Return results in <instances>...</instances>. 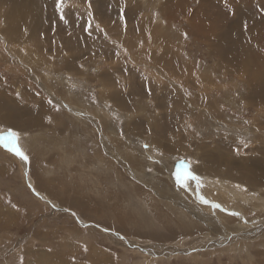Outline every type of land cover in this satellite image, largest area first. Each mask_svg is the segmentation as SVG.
<instances>
[{
  "label": "rangeland",
  "instance_id": "1",
  "mask_svg": "<svg viewBox=\"0 0 264 264\" xmlns=\"http://www.w3.org/2000/svg\"><path fill=\"white\" fill-rule=\"evenodd\" d=\"M229 1L0 0V135L29 157L0 144V264H264V186L242 184L264 169V0ZM24 13L51 39L9 40ZM23 110L27 129L6 119ZM206 152L228 174L182 187Z\"/></svg>",
  "mask_w": 264,
  "mask_h": 264
},
{
  "label": "bare ground",
  "instance_id": "2",
  "mask_svg": "<svg viewBox=\"0 0 264 264\" xmlns=\"http://www.w3.org/2000/svg\"><path fill=\"white\" fill-rule=\"evenodd\" d=\"M44 1V0H43ZM229 1V0H228ZM239 1V0H238ZM40 2V1H39ZM230 3H231V1H229ZM240 2V5L242 6V3H241V1H239ZM6 3V2H5ZM12 3H14L15 4V8H14V10L16 11L17 9H18V5L16 4V2H12ZM235 4V3H234ZM17 5V6H16ZM44 6V5H43ZM2 8V7H1ZM42 8V7H41ZM40 10V9H39ZM31 12V11H30ZM35 13V12H34ZM3 14V13H2ZM6 14V13H5ZM8 17H13V16H16V15H18L16 12L13 14V12H8L7 14H6ZM5 15V16H6ZM24 15L27 17V18H23V16L22 17H19V18H13V20H12V25H11V27H12V31L11 32H9V34H8V37H9V40H11V41H13V42H18V43H20L24 38H27V39H29L30 41H31V39H30V37H28L27 35H24L23 33H21V29H22V27H23V25H25V27H28V29H30V35H32L31 37L32 38H35V42L36 43H38V42H40V40H43L44 39V41H48V40H50L51 38H50V36H52V31L53 30H50L51 28H53V25H51V27H49V26H46V30H44V32H46V35L43 37V38H40V34H39V32L36 30V29H34V26H33V24L31 23V21L33 22V16H32V14H25L24 13ZM36 15V14H35ZM6 16V17H7ZM5 17V18H6ZM39 18H41V17H39ZM36 19V18H35ZM38 21H40V20H38ZM43 21H44V19H43ZM240 21V20H239ZM35 22H36V20H35ZM38 23V22H37ZM44 23V22H43ZM42 23V25H43V27H45L44 26V24ZM37 25V24H36ZM239 25H240V22H239ZM49 27V28H48ZM254 28H255V26H253ZM252 27V28H253ZM8 28H10V27H8ZM35 28H36V26H35ZM39 28H40V24H39ZM42 28V27H41ZM62 28V27H61ZM64 28V27H63ZM243 28V27H242ZM251 28V29H252ZM259 29H257V28H255L256 30H259L260 32L261 31H263L264 32V26L263 27H258ZM36 30V31H35ZM64 31V30H63ZM229 31H234V35H236V39H237V37L239 36V35H241V34H243L244 32H241V29L239 28V26H238V24L236 23H232L230 26H228L227 27V29H226V32H224V34H220V35H218V36H220L219 38L220 39H225L224 38V35L225 34H227V32H229ZM8 32V31H7ZM43 32V31H42ZM61 32H62V30H61ZM252 32V31H251ZM22 34H23V36H22ZM252 34H254V33H252ZM257 35V38L255 37H253V35L251 36V34H250V36H251V39L253 40V41H260V42H263V44H264V33L263 34H256ZM39 36V37H38ZM58 38H60V36H58ZM71 40H73L72 38H70ZM126 39V38H125ZM239 39V38H238ZM60 40V39H59ZM62 40V39H61ZM83 40V39H82ZM241 40V39H240ZM251 40V41H252ZM93 42V41H92ZM91 43V42H90ZM93 43H96V42H93ZM92 45V44H91ZM94 45V44H93ZM95 49H96V46H95ZM95 49H93L92 48V46H91V48L90 47H87V50H89L90 51V54L91 55H93L94 53L96 54V50ZM92 51V52H91ZM76 53L77 54H79V51H76ZM76 53H75V55H76ZM224 54V53H223ZM229 54V53H228ZM224 54V56H222L223 58H226L227 59V61H229L230 59H232V60H237V55L235 56V55H231V54ZM34 55V54H33ZM225 55H226V57H225ZM77 57V56H76ZM263 57V56H262ZM225 59V60H226ZM246 62H247V60H246ZM240 63H242V62H240ZM247 64H249V62L247 63ZM255 65H257V64H255ZM254 65V66H255ZM259 65V64H258ZM253 66V65H252ZM264 67H256V70L257 69H263ZM189 71V70H188ZM104 73V72H103ZM117 73V72H116ZM108 75H111V74H108ZM243 77H245V74L243 75ZM252 80V79H251ZM148 82H150V81H148ZM251 83H253V81H251ZM153 84V83H152ZM253 89V91L254 92H252L251 90ZM150 90V89H149ZM250 95H252V96H254V95H259V97L260 96H262L263 97V99L262 100H264V89L263 88H261L260 86L258 87V84H255V86H252V88L250 89ZM152 96V95H151ZM153 98H155V97H153ZM156 99V98H155ZM114 101V100H113ZM0 115H1V113H0ZM1 118V117H0ZM55 121V120H54ZM155 140H158V139H156L155 138ZM219 142V141H218ZM181 149V148H180ZM190 149V148H189ZM218 150V149H217ZM184 151V150H183ZM182 150H181V152H183ZM211 153H213V152H211ZM259 155V154H258ZM261 155V154H260ZM263 157V156H262ZM223 159L224 158H219L218 156L217 157H214V155H212V154H210L209 152H206L205 153V155L203 156V159H202V161L204 162L203 163V165H202V168H199V169H195V168H189V171H191L192 173H194V174H196V176L197 175H200V177H202L203 179H205V180H207V178H209V177H207V176H209V175H211L212 176V174L211 173H209V170L211 169L212 170V168L214 169V172H213V175H215V173L216 174H218V175H220L221 177L222 176H226L228 173H227V170H229V165L227 164V163H225V167H223V168H221L220 166H219V163H217L216 161L217 160H219V161H221L222 160V162H224L223 161ZM254 160H255V163H259V161H260V157L258 156V157H254ZM137 161V160H136ZM261 164H262V162H261ZM215 167V168H214ZM116 169V168H115ZM248 169V168H247ZM258 169H262V166L260 167V168H255V170L253 171V172H246L247 174H252V173H259L258 174V177H255V176H251L250 178H246L247 180H245V177L242 179V184H247V185H250L251 187H258V186H264V169L263 170H261L260 172H258L259 170ZM117 170V169H116ZM231 171V170H230ZM238 171L239 172H237V173H239V174H241V169H238ZM249 171V170H248ZM252 171V170H251ZM119 173V172H118ZM141 173V172H140ZM121 174V173H120ZM210 176V177H211ZM201 178V179H202ZM164 179V178H163ZM249 179L251 180V181H249ZM142 181V180H141ZM202 182V181H201ZM240 181L238 180L237 181V183H239ZM147 183V182H146ZM151 183H152V193L154 194L155 192H156V195L158 196V197H163V198H165V199H167L169 202H170V200H169V198H168V194H167V196H166V194L164 193V190H165V188H164V186H157L153 181H151ZM148 184V183H147ZM201 184V183H200ZM241 184V183H240ZM202 185V184H201ZM204 185V184H203ZM222 185V184H221ZM142 186V185H141ZM169 186V185H168ZM134 187V186H133ZM150 187V186H149ZM159 187V188H158ZM170 187V186H169ZM204 187V186H203ZM210 187V186H209ZM212 187V186H211ZM218 187V186H217ZM172 188V187H171ZM150 189V188H149ZM206 189V188H205ZM207 189H209V188H207ZM218 189H219V192L220 191H222L221 190V188H219L218 187ZM196 190V189H195ZM143 191V190H142ZM148 191V190H147ZM151 191V190H150ZM172 191V190H171ZM178 191V190H177ZM204 191V190H203ZM210 191H211V188H210ZM144 192V191H143ZM179 192V191H178ZM173 193V192H172ZM179 193H181V192H179ZM204 193H205V191H204ZM240 194H241V192H234L233 193V195H232V198H228V197H226L227 198V201L226 202H228L227 204H226V206H236V204H235V202L237 201V202H242L241 200H244V201H246V200H248V198L246 197V198H242V199H240ZM247 195H251V193H246ZM246 194L245 193H243V196L245 197L246 196ZM179 195V194H178ZM205 195H207L206 193H205ZM253 195V194H252ZM180 196V195H179ZM186 196V195H185ZM190 196V195H189ZM208 196V195H207ZM198 197H200V196H198ZM211 197V196H210ZM177 198V197H176ZM162 199V198H161ZM177 199H179V198H177ZM187 199V198H186ZM183 200V199H182ZM192 200H193V198H192ZM201 200V199H200ZM226 200V199H225ZM229 200H230V202H229ZM90 201V200H89ZM177 201V200H176ZM186 201V200H185ZM188 201V200H187ZM262 202H264V200H261ZM100 202V201H99ZM98 202V203H99ZM143 202V201H142ZM174 202V201H173ZM101 203V202H100ZM104 203V202H103ZM171 203V202H170ZM84 204V203H83ZM91 204V203H90ZM173 206H175L173 203H171ZM101 206H102V204H100ZM260 205H262V203L260 204ZM259 205V206H260ZM150 206V205H149ZM172 206V207H173ZM72 207V206H71ZM85 207V206H84ZM87 208V207H86ZM85 208V209H86ZM91 208V207H90ZM102 208V207H101ZM106 208V207H105ZM153 207H151V209H152ZM246 208V207H245ZM103 209V208H102ZM106 209H108V208H106ZM150 209V208H149ZM155 209L156 210H159L160 208L159 207H155ZM169 209V208H168ZM172 208L170 207V210H171ZM212 209V208H211ZM169 210V211H170ZM174 210V209H173ZM259 212L261 213L262 212V209L259 207ZM103 212H105V210L103 211ZM83 214V213H82ZM84 214H86V213H84ZM104 214V213H103ZM103 214H101V215H99V216H102ZM263 214V213H262ZM88 215V214H87ZM90 215V214H89ZM90 217V216H89ZM90 218H92V217H90ZM114 218V217H113ZM169 219V218H168ZM121 220V219H120ZM250 220V219H249ZM230 221V220H229ZM117 222V221H116ZM120 222V221H119ZM231 222H234V221H232L231 220ZM240 222V221H239ZM121 223H119V225H120ZM117 225H118V223H117ZM164 226V225H163ZM177 226H178V228H180V229H182V227H181V223H177ZM172 227V226H171ZM171 227H170V229H171ZM169 228V227H168ZM198 228H199V226H198ZM184 230H187V229H184ZM210 232H215V233H219L220 232V230H219V228H217V227H209V229H208ZM173 231V230H172ZM201 231H203V229H201ZM207 231V230H206ZM174 233H175V231H174ZM177 233V232H176ZM181 233V232H180ZM184 233V232H183ZM179 234V233H178ZM176 235V234H175ZM254 235V234H253ZM262 236V235H261ZM240 240V239H239ZM161 241V240H160ZM164 241V240H163ZM233 241L235 242V244L234 245H245V244H241V242H237V240H235V239H233ZM230 242V241H229ZM240 243V244H239ZM233 245V244H232ZM240 246V247H241Z\"/></svg>",
  "mask_w": 264,
  "mask_h": 264
},
{
  "label": "snow or ice",
  "instance_id": "3",
  "mask_svg": "<svg viewBox=\"0 0 264 264\" xmlns=\"http://www.w3.org/2000/svg\"><path fill=\"white\" fill-rule=\"evenodd\" d=\"M63 2H64V0H56V8L58 10L62 11ZM61 19H64L63 14H61ZM186 36H187V34H185V37ZM50 103H51V101H50ZM0 144H2L3 147L6 148L9 152H12L17 157H19L20 160H22L24 162H28L29 157H28V155L25 154V152L21 148L20 143H19V135L16 132L10 131L6 135H0ZM143 147L145 150L148 149L147 144H145ZM177 180L181 183V186L184 188L189 187V184L187 183V181H189V180L196 181L197 185L200 186V178L198 176H196L195 174H193L191 171H185L183 175H181L180 173H177ZM37 195H38V193H37ZM200 199H201L202 203L210 204V202L206 198H204L203 196H201ZM211 207L215 208V209H221V210L226 211V209H223L220 204H211ZM71 215L76 216V213L73 212V213H71ZM229 215L239 216L240 214L238 212H230ZM21 264H22V262H21Z\"/></svg>",
  "mask_w": 264,
  "mask_h": 264
},
{
  "label": "crops",
  "instance_id": "4",
  "mask_svg": "<svg viewBox=\"0 0 264 264\" xmlns=\"http://www.w3.org/2000/svg\"><path fill=\"white\" fill-rule=\"evenodd\" d=\"M120 104H122V103H119V105ZM123 109H127V104L126 103H123ZM30 112H33V113H31V114H34L35 113V117H37V119H35L36 121H32V123L35 125V124H40L41 122H43V117L42 116H40L39 114H38V112L40 113V112H43V109L42 108H40V110H37L36 108L35 109H28ZM28 110H23V113H21V114H18L19 115V117L17 116V114L15 113L14 114V111H12V112H8V116L6 117V119L7 120H9L10 122L11 121H14V125L16 126L17 124H18V122L17 121H19L20 122V127H23L24 129H27L29 126H31V124H27V123H25V122H29V121H31V120H29V119H24V117H23V115H24V113L25 114H27L29 111ZM3 117H5V115H3ZM12 124V125H13ZM33 125V126H34ZM159 152V151H158Z\"/></svg>",
  "mask_w": 264,
  "mask_h": 264
}]
</instances>
